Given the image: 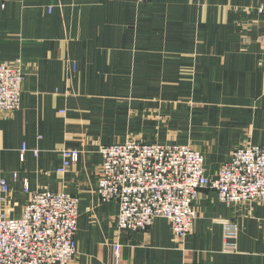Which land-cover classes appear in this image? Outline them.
Instances as JSON below:
<instances>
[{
  "label": "crops",
  "instance_id": "0c3cea01",
  "mask_svg": "<svg viewBox=\"0 0 264 264\" xmlns=\"http://www.w3.org/2000/svg\"><path fill=\"white\" fill-rule=\"evenodd\" d=\"M263 1L0 0V62L24 67L20 108L0 111L12 216L25 184L77 196L69 264H113L118 240L119 264H264V201L227 205L204 187L180 242L164 217L118 232L119 203L97 191L102 144H191L210 177L240 144L264 145ZM64 149L80 156L61 173ZM226 220L239 225L234 252L223 247Z\"/></svg>",
  "mask_w": 264,
  "mask_h": 264
},
{
  "label": "built area",
  "instance_id": "2783aa9c",
  "mask_svg": "<svg viewBox=\"0 0 264 264\" xmlns=\"http://www.w3.org/2000/svg\"><path fill=\"white\" fill-rule=\"evenodd\" d=\"M259 11L264 17V1ZM23 80L21 62H0V111L10 114L20 108ZM26 151L23 145L22 159ZM33 151L39 154V149ZM99 152L97 191L100 201L119 203L118 232L146 230L155 218L164 217L174 238L184 242L198 218L195 200L204 187L227 205L264 201V145L240 144L214 177L206 174L205 157L191 144L130 138L102 144ZM62 156L58 172L64 173L79 160L80 151L64 149ZM24 191L28 200L14 217L6 207L10 184L0 179V264H69L78 253L79 198L49 188L32 191L27 184ZM239 230L236 222L224 221V250L236 251ZM121 246L119 240L113 245V264H119Z\"/></svg>",
  "mask_w": 264,
  "mask_h": 264
}]
</instances>
